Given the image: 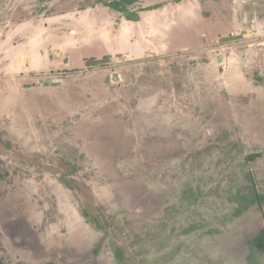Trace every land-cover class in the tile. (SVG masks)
Masks as SVG:
<instances>
[{"label":"rangeland","instance_id":"1","mask_svg":"<svg viewBox=\"0 0 264 264\" xmlns=\"http://www.w3.org/2000/svg\"><path fill=\"white\" fill-rule=\"evenodd\" d=\"M112 1L0 0V258L264 264V0Z\"/></svg>","mask_w":264,"mask_h":264},{"label":"trees","instance_id":"2","mask_svg":"<svg viewBox=\"0 0 264 264\" xmlns=\"http://www.w3.org/2000/svg\"><path fill=\"white\" fill-rule=\"evenodd\" d=\"M133 0H114L112 2H110L108 4V6H110L113 9H116L118 11H121L123 16H125V18L127 20H131V21H137L138 20V15L134 12H131L129 10H126V3L131 4ZM156 6H154L153 8H155ZM149 9H152L151 7H148ZM0 264H7L5 263L1 258H0Z\"/></svg>","mask_w":264,"mask_h":264},{"label":"water","instance_id":"3","mask_svg":"<svg viewBox=\"0 0 264 264\" xmlns=\"http://www.w3.org/2000/svg\"><path fill=\"white\" fill-rule=\"evenodd\" d=\"M53 54H54V56L59 55V54H60V49H59L58 47H55V48L53 49ZM23 60H24V63H25L26 65L29 64L28 56H25V57L23 58ZM223 61H224V56L220 53V54L218 55V62H219V63H222ZM109 78H110V80H111L112 82H118V81L120 80V75L118 74V72L113 71V72L109 75ZM37 82H38V83H42V84H49V83L56 82V79H54V78H42V79H38Z\"/></svg>","mask_w":264,"mask_h":264},{"label":"crops","instance_id":"4","mask_svg":"<svg viewBox=\"0 0 264 264\" xmlns=\"http://www.w3.org/2000/svg\"><path fill=\"white\" fill-rule=\"evenodd\" d=\"M30 63V62H29Z\"/></svg>","mask_w":264,"mask_h":264}]
</instances>
